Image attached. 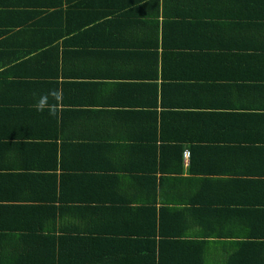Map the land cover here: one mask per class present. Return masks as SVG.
Masks as SVG:
<instances>
[{
	"label": "crops",
	"instance_id": "crops-1",
	"mask_svg": "<svg viewBox=\"0 0 264 264\" xmlns=\"http://www.w3.org/2000/svg\"><path fill=\"white\" fill-rule=\"evenodd\" d=\"M154 116L175 152L142 180L128 169L153 166ZM53 126L99 144L83 160L94 200L75 204V236L93 246L63 260L264 264V0H0V264L61 256L67 232L48 230L36 181L14 175L45 170ZM152 177L164 230L188 246L150 251L151 211L136 206H151Z\"/></svg>",
	"mask_w": 264,
	"mask_h": 264
},
{
	"label": "trees",
	"instance_id": "trees-1",
	"mask_svg": "<svg viewBox=\"0 0 264 264\" xmlns=\"http://www.w3.org/2000/svg\"><path fill=\"white\" fill-rule=\"evenodd\" d=\"M156 10H158L157 4H156ZM76 103L78 104L79 102H76ZM155 104L156 103L154 102V107H156ZM81 109L83 110H80V111H84V108H81ZM128 112H130V110ZM63 113H64V110L62 111V115ZM61 118H62L61 120L67 119L65 117L63 118L62 116ZM151 122L153 123V125L147 127L148 135H149L148 138H151V139H144V140L150 141V143L153 145L150 147L152 148V152H149V158H147L150 162L153 160V166L145 169L146 171L145 172L142 171L141 173L136 172V170L132 168L128 169L130 173H137L138 176L139 174H143L141 175V178L142 177L145 178L146 174L152 175L151 174L152 172L155 176H156V173H158V171L159 173H161V170H164L163 165H161V159H163L166 154L167 155L169 153L173 154L175 152L174 151L175 148L171 146L169 147L164 146L166 144L164 142V137H162L163 135L162 130L164 129L160 125V123H157L156 116L153 117V121ZM56 123L58 126L59 125L58 122ZM57 126L56 127L53 126L55 130L54 135L57 134L56 136L61 137V138L60 140H54L53 143L49 142L48 160L44 168L45 170H42V172H39L40 170H37L39 169L38 168L39 164H36V168L35 167L32 168L33 165L31 166V168H28L25 165L24 167V169L26 168L25 171L17 170L14 175L17 178H21L24 175H26L25 177L27 178L28 183L30 181H36V194L32 195V197L34 198V200L40 201V203H46L47 208L51 212L50 219H48V224L46 225V226L49 225L48 230H52L53 228L56 229L57 227V231L64 229L65 232H67L66 234H60L62 237L66 239V241L63 244H59V248H60L59 255L61 256H58V258L56 259L57 264H75V261H71L73 263H68L69 260L68 261L65 259L63 260L62 255L63 253L72 254V252H74L75 254V248L92 249V246H93L91 245L92 242L87 241L86 243L84 241L81 244L82 241H78V238L75 236V230L78 229L75 226V204H87V203L92 202V200H94V199H89L90 191H89L88 185L93 182V178H94V176L91 175L89 172L90 171L94 172L95 167L94 165H90L86 163L85 161L83 162V160L91 159L95 152L94 146L95 145L99 146V144H93L91 140H83L81 139L82 137L81 138L77 136L75 137L73 134L66 135L63 132V130L62 131L58 130ZM147 128H146V131H147ZM59 131H60V134H59ZM75 141L78 143V146H79L76 152V155L78 156V158H80V163L75 164V166L71 168L70 163L66 162V159L70 160V157H67L66 155V150H68L69 146H74L75 148ZM107 146L112 147L113 145H107ZM116 146L117 145H115V147ZM182 150H183L182 147L179 148V152L177 153V158L180 161V163H182V155H181ZM59 152H62V155L64 156L63 158H60V156L58 155ZM61 168L62 170H60ZM179 169L181 170V167ZM66 170H69L68 174H64V171ZM73 170L75 171L77 170L80 172L79 174H75V171L73 172ZM41 173H45V174H41ZM160 175H162V173ZM112 176H115V175H112ZM40 178H41V181L44 182V188H41V189L38 188ZM145 179L148 180L147 178ZM142 180L144 179L142 178ZM151 181H153L152 184L149 183L150 181L149 182L144 181L146 184L149 183V186L153 188V199L149 200V203H151V206H148V204H145V205L141 204L140 206H136L137 207L136 209L138 210L143 209V212L145 214H147L148 212V210H144L146 209V207L147 208L149 207L151 211L152 217L150 218V220L152 221V224L150 228L147 231H145L143 234V235H149L146 237H152V240H150L149 242L150 251L154 254L155 252H157V250H159L160 247H161L160 248L161 250L162 246L168 243L167 240L169 241V243L181 244V246H188L186 245L189 243L188 241L178 240L176 236L171 235L172 232L168 233L167 231L164 230V227L162 226L163 216L161 213V208L156 209L153 206L156 203L155 195H154L155 190H156L155 177L154 178L152 177ZM18 188H23V187L19 185V183L15 182L14 192ZM20 192L24 193L22 189L20 190ZM0 198L4 199L2 198V196ZM12 198L14 199V201H17L18 203H27L28 201L27 199L29 198V196H16ZM130 200L131 199H127L128 202H131ZM69 220H72L71 222L73 224H70ZM59 224L61 227L57 226ZM96 231L108 232V229L107 230L100 229ZM100 235H103V234H100ZM91 237L92 238H90V240L95 239L94 238L95 236H91ZM79 240H82V238H80Z\"/></svg>",
	"mask_w": 264,
	"mask_h": 264
},
{
	"label": "built area",
	"instance_id": "built-area-1",
	"mask_svg": "<svg viewBox=\"0 0 264 264\" xmlns=\"http://www.w3.org/2000/svg\"><path fill=\"white\" fill-rule=\"evenodd\" d=\"M182 157L184 159V161H187L188 157H189V152L187 150H185L182 154Z\"/></svg>",
	"mask_w": 264,
	"mask_h": 264
}]
</instances>
